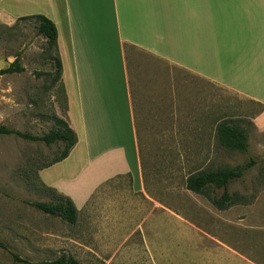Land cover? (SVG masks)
<instances>
[{
    "label": "crops",
    "instance_id": "obj_1",
    "mask_svg": "<svg viewBox=\"0 0 264 264\" xmlns=\"http://www.w3.org/2000/svg\"><path fill=\"white\" fill-rule=\"evenodd\" d=\"M35 15L57 27L54 107L78 139L38 173L78 211L73 225L56 218L69 225L59 240L81 257L61 255L80 264L83 256L91 264H264V251L248 255L147 195L136 106L159 83L152 75L161 78L142 54L264 103V0H0V23ZM254 122L263 131L264 112Z\"/></svg>",
    "mask_w": 264,
    "mask_h": 264
},
{
    "label": "rangeland",
    "instance_id": "obj_2",
    "mask_svg": "<svg viewBox=\"0 0 264 264\" xmlns=\"http://www.w3.org/2000/svg\"><path fill=\"white\" fill-rule=\"evenodd\" d=\"M17 55L25 71L0 77V127L42 136L53 128L56 114L55 54L37 34L33 21L0 23V69L8 68ZM142 56L157 67L154 75L161 76L152 75V81L159 83L148 86L146 95L154 99H135L147 195L197 223L210 224L213 235L248 255L264 251V130L254 122L264 112V103L202 81L152 56ZM198 94L209 98L191 99ZM222 121L245 128L247 153L219 145L216 127ZM63 149L62 142L46 145L0 133V240L32 262L53 260L63 253L81 257L58 238L68 230L66 222L27 204L57 201L43 187L38 173ZM250 159L255 165L228 187L237 201L226 210H218L205 195L185 187L191 174L233 168ZM221 193L214 191L215 196ZM49 230L56 239L46 237ZM82 260V264H91L84 256ZM0 264L20 263L0 248Z\"/></svg>",
    "mask_w": 264,
    "mask_h": 264
},
{
    "label": "trees",
    "instance_id": "obj_3",
    "mask_svg": "<svg viewBox=\"0 0 264 264\" xmlns=\"http://www.w3.org/2000/svg\"><path fill=\"white\" fill-rule=\"evenodd\" d=\"M25 20L34 22L37 34L39 36H42L47 41L49 47L54 51L55 76L52 83L54 86H56L62 75V64L58 55L57 46V27L50 19L43 15H35L19 19V21ZM24 71L25 68L21 66L19 57L17 55L16 60L8 68L0 69V77L7 74L22 73ZM48 75L50 76L51 74L48 73ZM52 121L53 128L48 133L42 136H34L5 127H0V133L6 135H16L23 139L31 141H42L46 145L62 142L64 144V149L61 151L60 155L57 158H55L52 162L45 166L48 167L65 160L78 140L74 130L69 127L66 121L59 118L55 113L52 117ZM216 138L221 147L230 151L247 153L249 150L247 132L245 128L239 124H235L230 121L220 122L216 127ZM255 163L256 162L254 159H250L244 165L236 166L233 168L223 167L215 170L213 169L209 171H200L191 174L186 178L185 187L188 191H191L195 194L205 195L213 204V206L218 210H226L236 200L228 191L229 185L233 181L242 178L244 173L251 169L255 165ZM218 190H222V193L219 196H215L214 191ZM48 191L50 192V190ZM52 193L57 198V201L55 203L27 202V204L35 207L36 209L47 215L60 217L62 220L66 221L69 224H75L78 217V211L74 203L69 198L56 196L54 192ZM0 248L7 251L13 258V260L20 264H80L73 257H67L66 255H61L51 261L45 260L32 262L9 250L8 246L1 240Z\"/></svg>",
    "mask_w": 264,
    "mask_h": 264
}]
</instances>
